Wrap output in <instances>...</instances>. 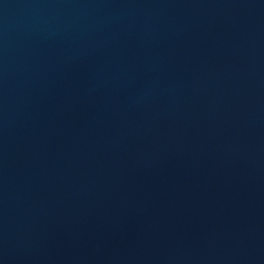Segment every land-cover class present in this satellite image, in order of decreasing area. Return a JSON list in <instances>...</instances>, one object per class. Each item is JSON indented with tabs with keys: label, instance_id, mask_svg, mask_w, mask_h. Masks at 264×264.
<instances>
[{
	"label": "water",
	"instance_id": "water-1",
	"mask_svg": "<svg viewBox=\"0 0 264 264\" xmlns=\"http://www.w3.org/2000/svg\"><path fill=\"white\" fill-rule=\"evenodd\" d=\"M0 264H264V0H0Z\"/></svg>",
	"mask_w": 264,
	"mask_h": 264
}]
</instances>
